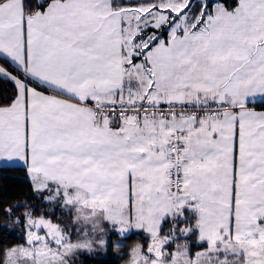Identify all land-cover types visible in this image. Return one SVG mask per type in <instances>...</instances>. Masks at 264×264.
Listing matches in <instances>:
<instances>
[{"label":"snow or ice","instance_id":"6c2138e0","mask_svg":"<svg viewBox=\"0 0 264 264\" xmlns=\"http://www.w3.org/2000/svg\"><path fill=\"white\" fill-rule=\"evenodd\" d=\"M14 170L0 264H264V0H0Z\"/></svg>","mask_w":264,"mask_h":264},{"label":"trees","instance_id":"16d2710c","mask_svg":"<svg viewBox=\"0 0 264 264\" xmlns=\"http://www.w3.org/2000/svg\"><path fill=\"white\" fill-rule=\"evenodd\" d=\"M30 196V186L22 170L0 171V201L6 202L0 206L14 204ZM0 223H2V219H0ZM142 235V233L133 235L128 243L131 245L136 242H142ZM17 242L19 241L14 236H10L3 229H0V246L7 247ZM87 264H125V262L112 251H109L106 257L90 259L87 261Z\"/></svg>","mask_w":264,"mask_h":264},{"label":"rangeland","instance_id":"374dc122","mask_svg":"<svg viewBox=\"0 0 264 264\" xmlns=\"http://www.w3.org/2000/svg\"><path fill=\"white\" fill-rule=\"evenodd\" d=\"M137 243V242H136Z\"/></svg>","mask_w":264,"mask_h":264}]
</instances>
